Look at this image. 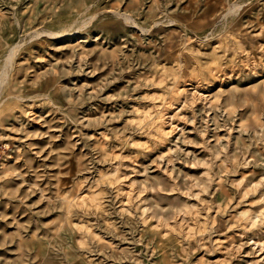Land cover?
Segmentation results:
<instances>
[{"label":"rangeland","instance_id":"1","mask_svg":"<svg viewBox=\"0 0 264 264\" xmlns=\"http://www.w3.org/2000/svg\"><path fill=\"white\" fill-rule=\"evenodd\" d=\"M0 264H264V0H0Z\"/></svg>","mask_w":264,"mask_h":264}]
</instances>
